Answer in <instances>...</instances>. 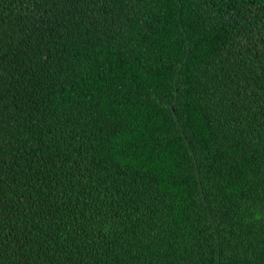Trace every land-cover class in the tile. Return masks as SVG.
Returning <instances> with one entry per match:
<instances>
[{
  "label": "trees",
  "instance_id": "obj_1",
  "mask_svg": "<svg viewBox=\"0 0 264 264\" xmlns=\"http://www.w3.org/2000/svg\"><path fill=\"white\" fill-rule=\"evenodd\" d=\"M0 264H264V0H0Z\"/></svg>",
  "mask_w": 264,
  "mask_h": 264
}]
</instances>
